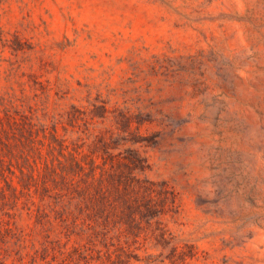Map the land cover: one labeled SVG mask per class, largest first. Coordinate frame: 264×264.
<instances>
[{
    "label": "rangeland",
    "instance_id": "374dc122",
    "mask_svg": "<svg viewBox=\"0 0 264 264\" xmlns=\"http://www.w3.org/2000/svg\"><path fill=\"white\" fill-rule=\"evenodd\" d=\"M0 264H264V0H0Z\"/></svg>",
    "mask_w": 264,
    "mask_h": 264
}]
</instances>
